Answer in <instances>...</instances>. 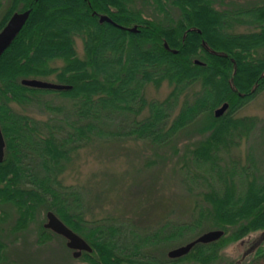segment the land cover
<instances>
[{
  "label": "trees",
  "instance_id": "16d2710c",
  "mask_svg": "<svg viewBox=\"0 0 264 264\" xmlns=\"http://www.w3.org/2000/svg\"><path fill=\"white\" fill-rule=\"evenodd\" d=\"M1 4L0 29L16 11L30 13L0 56V259L6 239L52 211L91 247L83 253L89 264H264V164L249 150L244 158L235 153L259 123L236 113L264 92V0ZM51 77L71 88L21 83ZM163 83L170 87L164 99L146 98L147 85ZM223 103L229 107L215 117ZM128 140L155 152L148 166L172 162L190 196L185 215L154 219L156 227L142 232L115 217L84 218L82 193L62 180L71 159L90 143ZM37 225L36 245L61 237ZM217 229V241L176 260L158 256L162 245ZM251 233L260 235L239 260L222 261L223 249Z\"/></svg>",
  "mask_w": 264,
  "mask_h": 264
},
{
  "label": "rangeland",
  "instance_id": "374dc122",
  "mask_svg": "<svg viewBox=\"0 0 264 264\" xmlns=\"http://www.w3.org/2000/svg\"><path fill=\"white\" fill-rule=\"evenodd\" d=\"M260 3L263 0H246ZM0 17L4 13L6 4H1ZM76 49L81 56V41L76 39ZM54 79L48 78L51 82ZM170 87L165 83L154 88L146 87V98L162 100L168 94ZM19 109V107H16ZM21 109V108H20ZM33 115L38 114L36 108L28 109ZM237 116H253L259 120L258 128L250 139L243 141L236 154L244 158L249 152L254 158L262 160L264 164V92L238 111ZM154 151L141 141H117L104 143L103 141L90 143L75 152L65 173L62 175L64 185L78 188L82 193L83 206L87 208L85 219L115 217L124 220L127 229L135 228L142 232L143 227L155 228L154 219H174L178 215H185L190 209V196L179 183L178 175L172 168V162L147 165L156 159ZM155 157V158H154ZM45 214L40 215L36 223L22 231L18 238L10 237L5 242L7 248L5 259L0 264H89L83 259L73 257V251L68 250L66 241L61 237H53L43 246L36 245V229L38 223H46ZM14 218V216H12ZM10 220H13V219ZM208 231V230H207ZM205 231V232H207ZM144 233L146 231L144 230ZM204 233V232H202ZM260 233H251L237 243L229 244L221 251L222 261H237L243 252L251 245ZM11 239V240H10ZM11 241H13L11 243ZM162 245L157 253L160 258L167 257L168 250ZM183 245V244H182ZM180 246V245H177ZM176 247V246H175ZM174 247V248H175Z\"/></svg>",
  "mask_w": 264,
  "mask_h": 264
},
{
  "label": "water",
  "instance_id": "95a60500",
  "mask_svg": "<svg viewBox=\"0 0 264 264\" xmlns=\"http://www.w3.org/2000/svg\"><path fill=\"white\" fill-rule=\"evenodd\" d=\"M30 13V10L27 9L24 12H16L6 22V25L0 30V56L4 53L5 50L11 45L14 38L17 34L21 31L20 29L27 21V17ZM106 21L112 23L110 18L105 15H101L100 22ZM136 28L133 27L130 30L134 31ZM21 83L27 87H33L36 89H46V90H69L71 86L66 84H58L55 82H48L44 80L38 79H22ZM227 103H223L221 107L214 110V116L219 117L223 115V113L228 108ZM5 140L2 135V130L0 127V163L3 161L4 156V148ZM45 229H50L51 231L55 232L56 234L61 235L66 241V246L69 249H73L75 251L73 253V257L77 258L80 257L82 251L90 252L91 247L86 243L82 237L78 236L73 230L67 227L62 220H60L52 211H48L46 213V223L44 224ZM223 235L222 230H208L205 233L200 234L196 237V239L186 242L184 245H180L171 249L167 252V256L171 259L180 258L186 253H188L197 243L207 244L208 242L217 241ZM264 237V232L263 236Z\"/></svg>",
  "mask_w": 264,
  "mask_h": 264
}]
</instances>
